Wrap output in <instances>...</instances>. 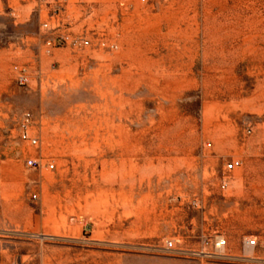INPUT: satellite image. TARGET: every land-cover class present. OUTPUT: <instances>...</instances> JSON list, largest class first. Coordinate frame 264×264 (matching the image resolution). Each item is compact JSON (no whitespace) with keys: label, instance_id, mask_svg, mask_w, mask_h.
Instances as JSON below:
<instances>
[{"label":"rangeland","instance_id":"1","mask_svg":"<svg viewBox=\"0 0 264 264\" xmlns=\"http://www.w3.org/2000/svg\"><path fill=\"white\" fill-rule=\"evenodd\" d=\"M54 2L0 0V264H264V0Z\"/></svg>","mask_w":264,"mask_h":264},{"label":"built area","instance_id":"2","mask_svg":"<svg viewBox=\"0 0 264 264\" xmlns=\"http://www.w3.org/2000/svg\"><path fill=\"white\" fill-rule=\"evenodd\" d=\"M41 4H49L50 0H37ZM65 0H55L53 8H52V14L54 15L55 12H59L63 8V3ZM41 27L43 29H51L50 24L48 22L42 23ZM45 45L48 48H53L56 46H62V45H70L71 47L77 48V47H84L89 45V40L87 38H80L76 36H72L68 33H59L53 37L48 38L45 41ZM17 68V67H16ZM17 80L21 85H26L29 82V77L27 74V71L24 67H19L17 69ZM34 125V119L30 113H25L19 122V139L23 142H26L32 146H36L38 144V138L36 135H34L31 132V129ZM242 164V161L240 159H231L230 161L225 163L224 170L226 172H231L235 170L236 168L240 167ZM39 165L38 159L34 157H29L26 160V166L28 167H37ZM226 179H222V186L226 185ZM224 244V241H221L219 245ZM255 244L254 239H246L245 245L246 246H253ZM168 247L172 246V242H167Z\"/></svg>","mask_w":264,"mask_h":264}]
</instances>
